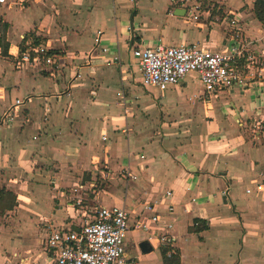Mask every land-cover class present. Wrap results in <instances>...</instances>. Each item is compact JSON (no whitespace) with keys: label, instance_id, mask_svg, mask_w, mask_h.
<instances>
[{"label":"crops","instance_id":"crops-1","mask_svg":"<svg viewBox=\"0 0 264 264\" xmlns=\"http://www.w3.org/2000/svg\"><path fill=\"white\" fill-rule=\"evenodd\" d=\"M6 2L36 13L15 32L0 14L9 24L8 54L0 53V189L16 194L10 209L0 203V264H52L48 229L74 228L97 206L129 211L125 251L136 264H163V245L180 264H264V21L254 0ZM34 36L58 57L54 71L18 66ZM160 43L241 46L247 81L207 94L190 73L160 93L178 99L196 80L187 101L206 103L193 113H172L177 100L140 103L138 88L152 86L141 84L132 48ZM16 99L18 113L1 122Z\"/></svg>","mask_w":264,"mask_h":264},{"label":"built area","instance_id":"built-area-1","mask_svg":"<svg viewBox=\"0 0 264 264\" xmlns=\"http://www.w3.org/2000/svg\"><path fill=\"white\" fill-rule=\"evenodd\" d=\"M6 1L0 0V4ZM101 35V30L95 32L94 47L90 54L98 50ZM101 50L106 52L107 48ZM242 51L241 46H233L229 51H218L196 44L160 43L152 47H134L132 55L137 60L141 84L145 86L164 91L193 73L204 93L215 94L245 85L249 67L242 66ZM22 62L45 63L54 71L52 67L58 63V57L50 53L48 45L30 41L20 53L18 66ZM21 103L20 99H16L1 115V122L12 121ZM150 219L155 222L158 216L152 215ZM129 221L130 213L125 207L97 206L91 215L83 218L74 228H49L46 247L53 251L52 264H136L125 251ZM135 226L145 230L149 228L140 221H136ZM160 240L169 242L164 235L160 236Z\"/></svg>","mask_w":264,"mask_h":264},{"label":"rangeland","instance_id":"rangeland-1","mask_svg":"<svg viewBox=\"0 0 264 264\" xmlns=\"http://www.w3.org/2000/svg\"><path fill=\"white\" fill-rule=\"evenodd\" d=\"M31 1L32 0H23L22 4L25 5V4L30 3ZM21 10L22 11L20 10L17 11L16 6H11V4L7 2L0 5V14L4 13L6 19L12 20L14 32L17 30H23L24 28H27L28 25L31 23V19L35 17L36 10L34 8H32L31 10H25V9H21ZM198 87H199V84L196 80L194 81L189 80L188 85L186 87V94L183 95V97L182 95H180L178 99L175 97L173 98V100L168 98L170 101H167V99L164 100L163 98L159 97L160 93L161 94L164 93L163 91H159L156 88H152V87H146L147 89H149L148 90L149 93H147L145 92L143 86H140L138 88L139 102L140 103H143V102L151 103L152 102L153 105L154 103L157 104L158 102L159 104L164 106L165 101L175 102L177 100L178 105L174 104L173 107H171L170 109L172 113H176L182 110H187V112L193 113L194 111H196V108L198 109L199 106L203 108L204 104L206 103L205 101L203 102L200 101V102H196V104H193L190 101H187L188 95H191L192 92H197ZM159 104L157 105L158 108H159ZM154 110L155 109H152V111H150L149 113L152 114L153 112H155ZM162 111L165 112L163 109Z\"/></svg>","mask_w":264,"mask_h":264},{"label":"trees","instance_id":"trees-1","mask_svg":"<svg viewBox=\"0 0 264 264\" xmlns=\"http://www.w3.org/2000/svg\"><path fill=\"white\" fill-rule=\"evenodd\" d=\"M253 10L260 21H264V0H254ZM9 24L0 16V53L8 54L9 42L6 40V31ZM33 43L37 44V38H32ZM22 49V48H21ZM0 203L5 205V208L10 209L16 203V194L4 188L0 189ZM163 264H180L179 253L176 249L169 245H163L160 248Z\"/></svg>","mask_w":264,"mask_h":264},{"label":"water","instance_id":"water-1","mask_svg":"<svg viewBox=\"0 0 264 264\" xmlns=\"http://www.w3.org/2000/svg\"><path fill=\"white\" fill-rule=\"evenodd\" d=\"M140 247H141L142 251H146V248L144 247V244L141 243Z\"/></svg>","mask_w":264,"mask_h":264}]
</instances>
